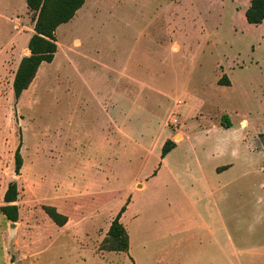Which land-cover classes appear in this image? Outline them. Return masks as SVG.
I'll list each match as a JSON object with an SVG mask.
<instances>
[{
  "label": "rangeland",
  "instance_id": "obj_1",
  "mask_svg": "<svg viewBox=\"0 0 264 264\" xmlns=\"http://www.w3.org/2000/svg\"><path fill=\"white\" fill-rule=\"evenodd\" d=\"M249 1L86 0L57 28L53 61L15 98L33 12L25 0H0V206L10 181L18 191L14 224L0 212V264L155 260L165 246L176 251L178 230L197 210L208 216L216 194L201 183L264 185V20H245ZM82 48L87 58L67 65ZM222 75L229 85L217 83ZM222 114L231 127L219 124ZM167 139L176 146L160 158ZM246 197L228 202L235 232L264 227L262 215H241L252 207ZM124 204L130 255L104 252ZM167 231L174 239H162Z\"/></svg>",
  "mask_w": 264,
  "mask_h": 264
},
{
  "label": "crops",
  "instance_id": "obj_2",
  "mask_svg": "<svg viewBox=\"0 0 264 264\" xmlns=\"http://www.w3.org/2000/svg\"><path fill=\"white\" fill-rule=\"evenodd\" d=\"M85 3L86 1L76 10L74 16L66 22L67 24L73 22L78 17L84 9ZM248 5L243 8L242 13H244ZM85 41L83 39V47ZM77 58H87V52L84 48H82L81 55L77 54L75 56L73 53L68 55L66 59L67 65L78 68ZM241 126L243 127V125ZM219 151L217 146L214 153H219ZM230 167L231 164L218 166L215 168L214 173L216 176H220ZM200 187L210 197L216 194V197L212 199L214 205L208 210V216L205 217L201 210H197V217H195L194 223L192 217L184 221L183 229H179L177 232L176 251L174 248H170V246H165L160 250L163 256L161 258H154L155 260H153L147 254L146 258H137L135 256L133 258L128 250L131 258L130 264H264V227L256 231L235 232L232 225V212L228 205V202H231L234 197L242 201L247 198L246 194L250 193L249 204L252 207L250 210L241 212V215H249L250 213L254 216L262 215L264 217V185L216 181L214 183H201ZM193 224L197 227L204 226L206 230L192 229ZM160 236L165 240L167 238L174 239L175 235L167 231L160 234ZM130 241L131 238H129V249H131ZM104 252L112 253L115 251ZM254 255H257V257Z\"/></svg>",
  "mask_w": 264,
  "mask_h": 264
},
{
  "label": "trees",
  "instance_id": "obj_3",
  "mask_svg": "<svg viewBox=\"0 0 264 264\" xmlns=\"http://www.w3.org/2000/svg\"><path fill=\"white\" fill-rule=\"evenodd\" d=\"M86 0H25L26 7L33 12L34 32L27 42L29 54L22 57L14 73L12 80V90L15 98L28 88L34 79L41 63L51 62L57 51L56 28L68 22ZM245 20L250 24H260L264 20V0H250L248 7L244 11ZM218 84L229 85V79L222 75ZM220 125L229 128L231 126L227 115L222 114ZM264 136V135H262ZM176 144L173 140L167 139L160 149V158L165 157ZM22 166V156L20 154V144L14 152V171L19 174ZM16 181L12 180L7 184L3 193L4 204L0 206V212L4 217L12 222L18 218ZM125 210V204L120 207L104 237L100 250L128 252L129 235L120 221V216ZM45 213L58 226L66 223L67 217L58 212L53 206H44Z\"/></svg>",
  "mask_w": 264,
  "mask_h": 264
},
{
  "label": "built area",
  "instance_id": "obj_4",
  "mask_svg": "<svg viewBox=\"0 0 264 264\" xmlns=\"http://www.w3.org/2000/svg\"><path fill=\"white\" fill-rule=\"evenodd\" d=\"M176 118L174 117L173 119H172V123H176Z\"/></svg>",
  "mask_w": 264,
  "mask_h": 264
},
{
  "label": "water",
  "instance_id": "obj_5",
  "mask_svg": "<svg viewBox=\"0 0 264 264\" xmlns=\"http://www.w3.org/2000/svg\"><path fill=\"white\" fill-rule=\"evenodd\" d=\"M12 224H14V222H12Z\"/></svg>",
  "mask_w": 264,
  "mask_h": 264
}]
</instances>
